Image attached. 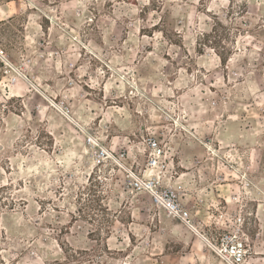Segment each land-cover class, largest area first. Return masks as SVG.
Returning <instances> with one entry per match:
<instances>
[{
	"label": "rangeland",
	"instance_id": "374dc122",
	"mask_svg": "<svg viewBox=\"0 0 264 264\" xmlns=\"http://www.w3.org/2000/svg\"><path fill=\"white\" fill-rule=\"evenodd\" d=\"M0 49V264H264V0H0ZM147 137L190 227L129 184Z\"/></svg>",
	"mask_w": 264,
	"mask_h": 264
},
{
	"label": "built area",
	"instance_id": "2783aa9c",
	"mask_svg": "<svg viewBox=\"0 0 264 264\" xmlns=\"http://www.w3.org/2000/svg\"><path fill=\"white\" fill-rule=\"evenodd\" d=\"M0 62L7 72L14 70L18 77L23 75L19 68H14L7 55L0 49ZM16 80L17 77H14ZM66 116L68 110L61 107ZM86 144L93 149V157L98 161L113 157V154L95 136L85 134ZM144 154L146 156L142 174H136L129 170L130 186L133 190L146 193L152 205L163 211L165 215L179 223L190 227L189 211L180 201L179 193L171 186L164 184L162 174L164 168L165 148L155 137H147L143 140ZM212 251L225 264H243L245 257V245L236 235H225L211 244Z\"/></svg>",
	"mask_w": 264,
	"mask_h": 264
}]
</instances>
